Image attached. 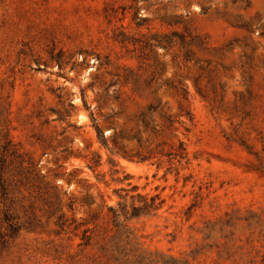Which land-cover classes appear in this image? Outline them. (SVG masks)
I'll use <instances>...</instances> for the list:
<instances>
[{
  "label": "rangeland",
  "instance_id": "obj_1",
  "mask_svg": "<svg viewBox=\"0 0 264 264\" xmlns=\"http://www.w3.org/2000/svg\"><path fill=\"white\" fill-rule=\"evenodd\" d=\"M7 133L0 264H264V0H0Z\"/></svg>",
  "mask_w": 264,
  "mask_h": 264
},
{
  "label": "trees",
  "instance_id": "obj_2",
  "mask_svg": "<svg viewBox=\"0 0 264 264\" xmlns=\"http://www.w3.org/2000/svg\"><path fill=\"white\" fill-rule=\"evenodd\" d=\"M39 176L35 162L13 142L9 134L0 138V240L9 242L16 239L24 224L14 214L13 193L16 182ZM138 203L133 200L131 209L127 204L119 203V208L109 207V214L117 221L156 214L165 202L159 194L150 196L139 194ZM128 194L122 199L127 200ZM132 199H135L133 196ZM87 232V231H86Z\"/></svg>",
  "mask_w": 264,
  "mask_h": 264
}]
</instances>
